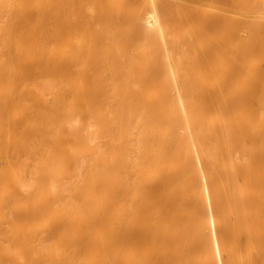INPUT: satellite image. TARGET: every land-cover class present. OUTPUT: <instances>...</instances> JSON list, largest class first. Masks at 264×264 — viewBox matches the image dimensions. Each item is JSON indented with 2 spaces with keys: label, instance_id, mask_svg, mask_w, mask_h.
<instances>
[{
  "label": "bare ground",
  "instance_id": "1",
  "mask_svg": "<svg viewBox=\"0 0 264 264\" xmlns=\"http://www.w3.org/2000/svg\"><path fill=\"white\" fill-rule=\"evenodd\" d=\"M135 1L0 26V264L264 258V0Z\"/></svg>",
  "mask_w": 264,
  "mask_h": 264
},
{
  "label": "rangeland",
  "instance_id": "2",
  "mask_svg": "<svg viewBox=\"0 0 264 264\" xmlns=\"http://www.w3.org/2000/svg\"><path fill=\"white\" fill-rule=\"evenodd\" d=\"M3 1H4V0H3ZM3 1L0 0V3L3 2ZM10 1H12V0H6V1H4V2H7V4L4 3V5H3V4L0 5V16H1V17H0V18H1L0 21L2 22V23H0V26H1V27H4V24H5L6 22L9 23V21H10V19H11V15H13V12L11 13V11H12L11 9H13V11L16 10V9L13 7V4H12V3L16 2V6H15V7L17 8V5H19V4H17V3H19L20 0H16V1L13 0L12 3H10ZM88 1H89V0H88ZM140 1H141V0H136V1L134 2L135 7L138 8V9L135 8L136 10H142V8L144 7V4H143L144 1H141V2H140ZM149 1H150V0H149ZM149 1L147 0L148 3H149ZM166 1H170V0H166ZM201 1H202V2H201ZM207 1H208V0H206V1L198 0V2H197V0H190V1H189V0H187V1L184 0V2H187V3L191 2V6H193V7H194V6H203V7H204V5H205L204 8H207V7H208V8H210V9H213V8L217 7V8L214 9L215 11H216L217 9H221V8L223 7V5L221 6V5L218 4V3H214V0H213V2H211L212 0H211V1L209 0L210 2H207ZM137 2H139V3H137ZM147 2H146V3H147ZM163 2H164V1H163ZM173 2L180 3V2H182V0H174ZM192 2H194L195 5H194ZM205 2H206V3H205ZM89 3L91 4V0H90ZM141 3H142L143 5H142ZM146 3H145V4H146ZM148 3H147V4H148ZM200 3H201V4H200ZM203 3H205V4L203 5ZM90 4H89V5H90ZM134 4H133V5H134ZM147 4H146V5H147ZM151 4H153V0L151 1L150 5L148 4V5H149L148 8H150V9L152 8ZM210 4H211V5H210ZM215 4H216V5H215ZM9 5H10V6H9ZM133 5H132V7L134 8ZM189 5H190V3H189ZM208 5H209V6H208ZM212 5H214L213 8H212ZM11 6H12V8H11ZM150 6H151V7H150ZM206 6H207V7H206ZM220 6H221V7H220ZM90 7H91V6H90ZM145 8H147V6H146ZM147 10H148V9H147ZM2 11L5 12V13H3ZM6 11H7V13H6ZM150 11H151V12H150V16H151V18H152V15H151V14H152L153 9L150 10ZM218 11H219V10H218ZM218 11H217V12H218ZM14 12L16 13L17 11H14ZM148 12H149V11H148ZM91 13H93L92 15L95 16V12H91ZM3 15H4V17H6V18H4ZM14 15H16V14H14ZM14 15H13L12 19L15 21V19H14ZM9 16H10V18H9ZM150 16H149V17H150ZM3 18H4V19H3ZM15 18H16V17H15ZM6 19H7V20H6ZM8 19H9V20H8ZM12 19H11V21H12ZM3 20H4V21L6 20V21L4 22ZM11 21H10V22H11ZM12 22H13V21H12ZM8 23L5 24V26L8 25L9 27H11V24H13L14 22L11 23V24H8ZM8 26H6V27H8ZM1 27H0V28H1ZM9 27H8L7 30H9ZM3 30H4V31H3ZM3 30H2V28L0 29V55H1V56H0V65H1V64H4V60H5V58L7 57V55H6V54H8V53H7V49H6L7 46H6L5 44H7V42L10 40V39L8 38L6 42L3 41L4 39H6V38H5V37H6V36H5L6 34L4 35V33H5V29L3 28ZM6 33H7V32H6ZM7 35H8V37H9V35H10L9 32L7 33ZM1 36H2V37H1ZM10 37H11V36H10ZM4 42H5V43H4ZM3 46H5V47H3ZM7 48H8V47H7ZM2 52H3L4 54H3ZM5 52H6V53H5ZM5 55H6V56H5ZM1 66H2V65H1ZM1 66H0V67H1ZM177 71H178V72H177ZM177 71H176V75H178L177 78L180 79L181 76H182L183 74H181L179 71H182V70H177ZM179 73L181 74V76H180ZM179 76H180V78H179ZM225 232H226V230H225ZM225 232H224V233L222 232V233H223V236H224ZM228 236H229V235H228ZM241 236H242L241 241L237 244V246L239 245V248H240L241 250H239V248L236 247V248L239 250V251H238V250H236L235 247H233V246H234V242H236V241H235V239L231 240L230 237L227 238V239L225 238V239H226V242H228V243H227L228 247H233V248H235L234 251L236 250V251L240 252V254L243 253V252L246 254L250 248H251V251L254 250V249H252V248L255 247V243H254V242H250V241H248V239L246 238L245 234H243V235H241ZM224 237H225V236H224ZM227 240H228V241H227ZM229 241H230V242H233V243H229ZM232 244H233V245H232ZM235 244H236V243H235ZM230 245H232V246H230ZM251 245H252V246H251ZM246 246H247L248 248H246ZM249 247H250V248H249ZM242 249H244V250H242ZM246 249H247V251H246ZM244 253H243V254H244ZM252 253H253V251H252ZM245 254H244V255L241 254L240 256L245 257V256H246ZM225 255H226V256H225ZM237 255L239 256V254H237ZM227 256H228L227 254H223V257H224L225 261H228V262L230 261L229 263H231V264H234V263L238 264V263H240L241 261H243V259H244V261H243L242 263L245 262V258H242V259H241L240 256H239V257H240L241 261H236V262H235L234 259H232L230 256H229V257H227ZM226 257H227V258H226ZM228 258H229V259H228ZM238 259H239V258H238ZM240 259H239V260H240ZM255 259H256V260L258 259V261H259V262L257 261L258 263H256V264H261V263H262L261 260H264V258H262V259L255 258ZM260 261H261V262H260ZM253 262H256V261H254V259H253L252 262H251L250 264H252ZM263 263H264V261H263ZM244 264H248V263H244ZM253 264H255V263H253Z\"/></svg>",
  "mask_w": 264,
  "mask_h": 264
}]
</instances>
